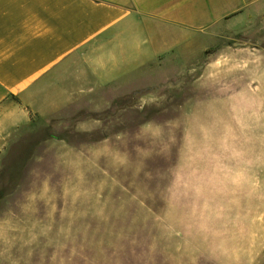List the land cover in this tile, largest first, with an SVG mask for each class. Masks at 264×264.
I'll use <instances>...</instances> for the list:
<instances>
[{"label": "rangeland", "instance_id": "obj_1", "mask_svg": "<svg viewBox=\"0 0 264 264\" xmlns=\"http://www.w3.org/2000/svg\"><path fill=\"white\" fill-rule=\"evenodd\" d=\"M163 33L151 35L162 54L148 64L150 34L140 52L125 43L117 63L112 50L89 53V90L49 89L43 114L5 144L0 264H181L183 243L196 241L173 191L189 162L183 107L209 54L248 44L223 40L183 75L167 54L177 36ZM202 141L203 163L228 152Z\"/></svg>", "mask_w": 264, "mask_h": 264}, {"label": "crops", "instance_id": "obj_2", "mask_svg": "<svg viewBox=\"0 0 264 264\" xmlns=\"http://www.w3.org/2000/svg\"><path fill=\"white\" fill-rule=\"evenodd\" d=\"M263 23L264 0H0V152L43 114L49 89L89 90V53L112 50L117 63L125 43L140 52L142 36L167 32L177 36L170 62L182 60L186 75L217 43L248 44L217 47L199 68L182 111L189 162L173 191L196 238L183 243L181 264H261L264 31L253 28ZM147 41L145 64L162 54ZM108 64L96 66L102 83L112 81ZM210 139L217 152L228 147L212 164L202 162Z\"/></svg>", "mask_w": 264, "mask_h": 264}]
</instances>
